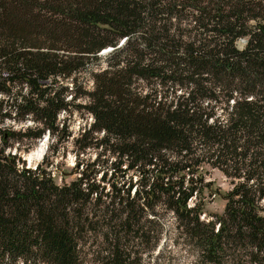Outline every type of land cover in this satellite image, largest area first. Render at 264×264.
Here are the masks:
<instances>
[{
  "label": "trees",
  "instance_id": "trees-1",
  "mask_svg": "<svg viewBox=\"0 0 264 264\" xmlns=\"http://www.w3.org/2000/svg\"><path fill=\"white\" fill-rule=\"evenodd\" d=\"M76 112L72 181L5 154ZM0 141V264H140L160 209L193 264H264V0H0ZM204 165L234 182L210 218Z\"/></svg>",
  "mask_w": 264,
  "mask_h": 264
},
{
  "label": "rangeland",
  "instance_id": "rangeland-1",
  "mask_svg": "<svg viewBox=\"0 0 264 264\" xmlns=\"http://www.w3.org/2000/svg\"><path fill=\"white\" fill-rule=\"evenodd\" d=\"M244 42L242 41L241 46ZM107 51L102 52V57L106 55ZM104 60H102L103 62ZM104 63V62H103ZM85 85L87 88H91V80H88V73L85 75ZM222 111V110H220ZM61 120H66L68 127V132L71 135L64 137L61 135V140L58 141L57 138L54 141L55 146H60L61 150L58 154L49 159H45V154L48 152V146L53 143L49 134L46 133L47 138V148L44 156L37 162H33L34 167L31 166L30 161L26 159V155L30 152H34L39 148V144L44 137L31 140L24 139L18 141L16 138H9L8 145L5 149V154H16L21 158L20 167H29L32 170L37 169L38 167L47 168L52 171V174L55 180L62 184L63 182H70L73 179L77 178L82 171V165L80 168H77V159H76V146L74 145V138H77L80 134L81 127L87 124L89 125L90 117L81 116L77 112L71 116H67L64 113L60 115ZM34 123L32 120H27L24 123H14L13 121H6L5 127L15 132H22L27 126H32ZM1 144V141H0ZM84 159V162L93 161L95 158V152H88L85 156H81ZM49 161L50 165H47L44 161ZM24 161V164H23ZM105 166L103 167V169ZM112 170L111 167H109ZM103 171V170H102ZM101 171V173H102ZM203 175L208 186L204 189L202 198L205 202V210L202 214V218H210L214 213H222L226 204L224 194L230 191L234 187V182L231 178L227 177L219 169L211 168L208 165H204ZM133 181H136V178L139 177V174H133ZM122 182H130L128 177H121ZM160 222L164 223V228L159 231L158 234V246L156 249L147 248L141 255L140 264H193L195 257L193 254L183 245V240L180 238L176 241L179 233L175 228L174 221L175 218L172 213L166 212L163 209H160L158 215H147V218H155ZM157 238V239H158ZM84 264H93L90 259L86 260Z\"/></svg>",
  "mask_w": 264,
  "mask_h": 264
},
{
  "label": "bare ground",
  "instance_id": "bare-ground-1",
  "mask_svg": "<svg viewBox=\"0 0 264 264\" xmlns=\"http://www.w3.org/2000/svg\"><path fill=\"white\" fill-rule=\"evenodd\" d=\"M105 51H108V49ZM47 136H45V139L47 138ZM45 139L41 140V142L39 144L40 146L36 151L30 152L26 155V159L28 161H30L31 166L33 165V162L39 161L44 156V154L46 153L47 140H45ZM32 167H34V166H32Z\"/></svg>",
  "mask_w": 264,
  "mask_h": 264
},
{
  "label": "water",
  "instance_id": "water-1",
  "mask_svg": "<svg viewBox=\"0 0 264 264\" xmlns=\"http://www.w3.org/2000/svg\"><path fill=\"white\" fill-rule=\"evenodd\" d=\"M124 42V40L121 42V43H123ZM107 50V49H106ZM112 50V47H110V48H108V51L107 52H109V51H111ZM44 139H45V137H44ZM47 148V147H46ZM80 166L81 165H77V168H80ZM22 168V167H21ZM26 168H29V167H26ZM83 168V167H82ZM29 169H31V168H29Z\"/></svg>",
  "mask_w": 264,
  "mask_h": 264
}]
</instances>
